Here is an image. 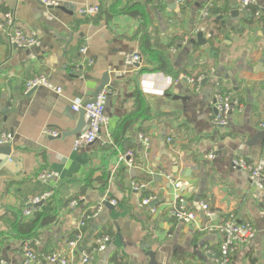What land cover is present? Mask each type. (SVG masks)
Returning <instances> with one entry per match:
<instances>
[{"label":"crops","instance_id":"crops-1","mask_svg":"<svg viewBox=\"0 0 264 264\" xmlns=\"http://www.w3.org/2000/svg\"><path fill=\"white\" fill-rule=\"evenodd\" d=\"M251 1L249 17L234 21L230 12L237 0H190L185 6L175 0H58L65 11L37 0H0V24L11 12L38 39L32 48H15L0 32V133L11 134L13 159L0 168V261L23 264L27 248L65 252L82 215L94 212L83 229L81 248L90 249L100 236L110 237L95 264H148L143 245L155 253L158 264H215L211 256L219 251V234L206 228L230 215L257 231L231 264H264V191L231 164L233 157L264 158L263 142L249 145L264 130V0ZM95 6L97 15L79 14ZM133 6L142 7L147 20L122 12ZM206 7L212 38L203 35L206 44L201 45L195 31ZM70 33L66 46L62 38ZM83 46L92 64L72 74V62L83 59ZM130 54L141 57L138 67L125 64ZM162 65L166 68L158 69ZM40 75L61 91L38 87L26 92L27 82ZM105 75L108 123L99 139L75 151V136L46 135V130L62 134L76 127L74 102L89 100ZM180 77L200 81L184 83ZM218 89L234 93L242 105L223 128L212 124ZM137 90L151 117L122 129L121 122L136 111ZM86 129L85 123L80 133ZM139 135L149 140L148 151ZM128 152L132 166L121 160ZM43 172L52 176L44 180ZM166 176L181 183L180 196L189 211L199 213L197 222L169 217L174 189ZM133 181L144 188L132 190ZM45 194L51 198L35 212L56 213V221L32 239L14 237L12 222L31 218L35 212L27 217L24 210ZM149 198L156 201L154 214L141 205ZM75 200L78 206L71 208ZM201 203L216 216L204 218ZM70 264H80V256H72Z\"/></svg>","mask_w":264,"mask_h":264},{"label":"built area","instance_id":"built-area-1","mask_svg":"<svg viewBox=\"0 0 264 264\" xmlns=\"http://www.w3.org/2000/svg\"><path fill=\"white\" fill-rule=\"evenodd\" d=\"M42 6L46 8L59 7L58 0H37ZM190 0H175V3L180 6H185ZM238 10L242 13H248L252 5L251 0H237ZM99 13L98 7H86L79 10V14L83 16H95ZM210 17L209 7L202 9L198 15V19L201 24L197 27L195 33L201 32L206 40L212 38L208 25L205 23ZM0 32L4 35L7 44L10 47L28 49L37 45L38 39L35 34L26 33L23 28L18 24L17 18L11 12H7L3 16V21L0 24ZM80 58L75 59L73 63L72 74H79L81 70L87 65H91L92 61L87 57V48L85 46L79 49ZM141 62V57L136 54H130L125 56V64L128 66H137ZM180 79H186L180 77ZM190 84H198V81L192 79H186ZM45 87L55 90L57 93L61 91V88H54L51 82L44 75H40L26 84V92L31 91L34 88ZM109 91L107 88H103L95 98V101L83 107L84 118L87 124V129L75 136L73 141V150H78L82 147L89 146L99 139L101 130L107 125L108 117L106 114V104L108 99ZM81 100L75 101L72 110L78 112L82 108ZM214 110L215 115L212 120V124L216 128H223L228 125L229 118L234 111H241L242 105L240 104L237 96L232 92H223L217 90L214 94ZM264 128V126H261ZM46 135L56 137L59 132L54 130H46ZM12 139L9 132L0 133V146H7ZM139 139L142 141V145L145 151L150 148L149 140L142 135H139ZM112 145L113 142L110 141ZM121 160H124L128 166L133 164V154L131 152L123 155ZM231 164L247 173L248 180L251 186L254 188L264 191V158L246 160L242 157H233ZM52 174L43 172L41 178L46 180L51 177ZM166 179L173 186V200L170 203V207L167 214L170 218L180 223L193 224L197 222L199 218L198 212L189 211L184 200L181 198L179 189L181 183L170 176H166ZM132 190L139 191L144 188L143 184L132 182ZM51 198V194H45L40 198H34L28 205H36L40 201H45ZM152 198L143 200L142 206L149 205ZM78 201H72L70 204L71 208L78 206ZM110 203H114L111 201ZM35 208H26L23 212L25 216H30L35 212ZM149 212L154 214L156 210L150 208ZM200 213L208 220H211L216 216L215 212H212L209 206L205 203L200 204ZM93 214H83L78 222L76 232L72 238H70L66 244L67 249L65 252H56L52 254H46L38 252L36 249L27 248L23 253V264H70L71 257L74 255L80 256V264H95L97 255L106 249L107 243L110 241L108 236L98 237L90 249H82L81 242L83 240V229L87 223L94 218ZM206 230L209 232H216L219 234V251L217 254H212L211 260L215 264H231L232 257L235 252L249 244L254 240L256 236V229L250 222H241L236 219L234 215H230L228 219L222 223L216 225H209ZM37 245V243L35 244ZM0 264H6L0 261Z\"/></svg>","mask_w":264,"mask_h":264},{"label":"trees","instance_id":"trees-1","mask_svg":"<svg viewBox=\"0 0 264 264\" xmlns=\"http://www.w3.org/2000/svg\"><path fill=\"white\" fill-rule=\"evenodd\" d=\"M123 13L133 16V17H139L141 19L147 20V13L142 7L133 6L132 8H128L122 11ZM146 37H144V53L146 52ZM166 66L162 65L161 68L158 69H165ZM148 69H142V72H146ZM135 99L137 101V108L134 114L126 117L121 122V128L126 129L127 127L131 126L135 122H137L139 119H148L151 117L149 113V108L147 107V103L142 96L140 91L135 92ZM94 212H89L88 214H93ZM57 219L56 213H51L49 211L43 210L42 212H35L33 216L29 219H16L12 225L13 227V236L20 238V239H32L39 235V232L46 228L47 226L53 224ZM117 263V262H116ZM118 264V263H117Z\"/></svg>","mask_w":264,"mask_h":264},{"label":"water","instance_id":"water-1","mask_svg":"<svg viewBox=\"0 0 264 264\" xmlns=\"http://www.w3.org/2000/svg\"><path fill=\"white\" fill-rule=\"evenodd\" d=\"M60 10L62 11H65L66 10V7L65 6H59L58 7ZM230 16L231 18L233 19L234 18V21L237 20V17L239 18H243V16L245 18H248L249 17V14H244L242 15L241 12L238 10V7L235 6L231 12H230ZM72 37L73 35L70 33L67 38H62V40L65 42L66 46H68V44L70 43V41L72 40ZM196 41L197 43L201 44V45H205L206 44V41L204 40L203 38V34L201 32L197 33L196 34ZM139 65H137L138 67ZM183 82L184 83H188L186 79H183ZM204 83H205V80H204ZM203 84V83H202ZM106 86H109V78H108V75H105L103 80L100 82L99 86L96 88V90L94 91V93L92 94L91 98L87 101H85L83 104H82V108L79 109L78 111V114H79V122L77 123L76 127L69 131V132H66V133H62V134H59L58 136H56L55 138H64L66 136H76L78 135L80 132H81V129L83 128V126H85V118H84V110H83V107L88 105V104H91L95 101V98L97 97L98 93L103 89L105 88ZM36 88L32 89L30 92H33ZM174 100L175 99H185V98H181L179 96H175L173 98ZM260 140L261 142L264 143V130H260L259 132H257L253 137L252 139L250 140V144L249 145H255L256 142ZM11 147L10 146H0V168L1 169H4L5 168V165L6 164H9L12 162V156H11ZM154 180L156 181H161V178L159 176H154L153 178ZM44 204V201H40L38 204L36 205H28L27 207L28 208H37V207H40ZM106 206H108L107 204H109L108 202H105L104 203ZM156 204V201H153V202H150L149 203V207L150 208H153L154 205ZM143 250H146L144 253H145V257H147L149 260H148V264H158V262L156 261V256H155V253L153 251H151L149 249V246L147 245H143L142 247Z\"/></svg>","mask_w":264,"mask_h":264}]
</instances>
